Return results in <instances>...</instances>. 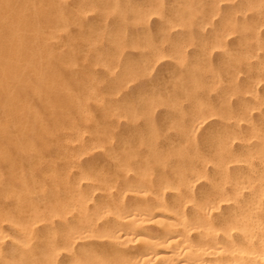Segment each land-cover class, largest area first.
Instances as JSON below:
<instances>
[{
	"label": "rangeland",
	"instance_id": "374dc122",
	"mask_svg": "<svg viewBox=\"0 0 264 264\" xmlns=\"http://www.w3.org/2000/svg\"><path fill=\"white\" fill-rule=\"evenodd\" d=\"M190 1L191 2L193 1L192 4ZM205 1H207V3ZM212 1L211 0H174V1L173 0H50V1L49 0H2L1 1L0 0V38L2 39V44L0 43V48L2 47V49L4 50V51L2 50L4 56L7 54L5 57L9 61L8 62L9 67L14 70H17L19 68L21 69L24 67L30 70L31 69L39 70V71L41 70L40 72H41L42 79L39 84H33L34 86L32 84H18V85L17 84L16 85L7 84L11 89L13 90L16 89L15 91L17 92L18 90L20 93L18 101L13 102V105L11 106L13 111L14 109H17L16 111L18 114L17 113L13 114L7 118H4L3 116L0 117V124L5 125L4 127L5 129L8 127L6 129L8 133V140H9L8 144L10 143L9 146H11L10 152L12 154V157L16 159V163L17 161L19 162V166L18 164L16 166H18V170L20 171L21 179L24 181L27 187L30 188L31 186V189H30L32 191L30 194L31 200L34 198L33 199L34 202L41 203V199L44 201L43 195L47 196L49 194L48 189L50 187V184L48 183L50 182L47 178L48 176L46 173L48 171H52L53 169H56V171L54 170V172L58 173L59 175L63 172L61 174L62 177L63 175H68L70 177L72 175L71 179H73L75 177V174H78L74 172L75 171L77 172L78 169L81 168V166L83 168H86L87 170V168H89V165L90 166L92 165L93 167H90L91 169L90 168L88 169L90 170V173H91V170L93 169L92 172L93 174L95 173V176L97 178L102 177V179H106V180L110 179V182H111L114 175L118 173L117 169L114 170L115 168H117L115 167V164L113 166L114 162L112 161L110 162L107 157L108 155L113 154V156L114 155L118 157L123 156L121 158V162L125 165L130 163V159H132L131 160L132 162L134 161V164H135V161H137L135 164V169L138 168L136 165L139 160L142 162L144 161L146 162V161H149L150 159V162L152 161L151 162L152 164L148 162L149 164L147 163L146 166L141 165L140 169L146 167L148 169L147 174L150 175L151 173H153L152 175L153 177L155 175V177L154 178L152 177V179H155L158 173L157 168L159 169L161 163H163V165H166L170 163V162H167L168 160L176 161L179 157L181 158L183 155L186 156L188 154H191V152L198 150V149L200 150V152L205 151L209 153L212 148L217 146L216 142L218 141V138L219 136H221L222 132L225 131L226 127H227L226 129L227 131L236 130L238 132L239 130L244 129L243 125H241L243 127L237 128L235 125L233 126V124H230V123H231V120H234L233 116H235L234 114L235 111H236V114L239 112V108H240L239 105L243 102L241 100L243 99V97L239 96L241 94L240 92L238 93L239 90L237 91L236 89H239L241 86L245 85L243 83H245V81L247 80L246 77L247 75H249L248 73H250L249 71L251 70V69H248L247 67L254 65L256 60H253V59H256V58L252 54L251 50H248V49L245 50L243 49L242 46H239V43H237L238 40L236 39V37H234L235 36L234 34H226V36H228L227 38H225L226 36L219 38L217 34V30H218L217 27H219V22H220L219 20L224 14L223 12H225L228 8L227 7L223 8L225 6L223 3L214 4L216 5L214 8L215 10L211 12V7L214 6ZM32 7H33V10H32ZM23 8H25L24 11H23ZM220 8H222L223 10H220ZM19 10L22 11V13H20ZM201 10L204 12H202ZM219 11L221 12L219 13ZM55 13H58V15H56ZM196 13L197 14L199 13L200 15H197ZM219 14L220 16L217 17V15ZM36 16L38 18L40 16V18L38 19ZM50 17L52 19H50ZM194 17L195 19L196 17L198 18L195 20ZM204 17H205V20H204ZM36 19H38L39 23L41 24L35 22L34 20ZM53 19H56L55 23ZM214 19H216V21ZM24 20L26 21L24 22ZM42 20L46 22H44L43 24ZM211 20L214 22H212ZM38 25H41V26H38ZM47 25H49V27ZM207 25L211 27H208ZM43 28L46 31L43 30L42 32L41 29ZM49 31H51L53 34ZM231 35H232V39H231ZM37 39L39 40V42H36L38 41ZM49 40L51 42H49ZM225 41L226 43H224ZM20 47L21 49L22 48L23 49L21 50ZM26 48L27 49L29 48V50H27ZM218 49H220V51L222 50L221 52L223 53V55ZM240 50H242L241 51L242 54ZM21 51H22V54H21ZM235 51H237V53ZM30 53H33V54H30ZM234 53H236V55ZM45 54L46 56H44ZM219 54H220V57L221 56L223 57L220 58ZM33 56H36V57H33ZM243 56H245V58H243ZM30 57L31 58L33 57V60H31ZM47 57L51 59L48 60ZM250 59H252V61ZM37 60L39 61L41 60V61L39 62ZM51 60L53 61V64L55 63V65L58 66V68L59 67L62 68V73L61 71L58 72L59 71L58 68L55 69V65L51 64L52 62ZM236 60L238 61V63H237V66L234 67L236 63V62L234 63V61ZM246 60L248 63L245 62ZM241 63L242 64L244 63V64L241 66L239 65ZM220 64L221 65L223 64V66L221 67ZM244 65L246 66L247 70L245 69ZM45 66H47V68ZM220 67L222 68L223 72L221 71ZM53 69L55 72L53 71ZM234 69H235V72H234ZM225 71H226V75H225L226 77L224 79L223 77H224ZM43 73H44L43 75L44 77L42 76ZM60 74L64 75L68 80L64 79V76H61ZM86 75L91 81L93 80L92 81L94 82L93 84H91L92 82L90 80L89 81L87 80ZM240 75H242L241 78H240ZM63 80L64 81L66 80V81L63 82ZM237 80L239 81V83H237ZM240 80H242V82ZM69 81L73 82L74 84L73 83L70 84ZM235 81H236V84H234ZM262 81L264 80H260L259 81L260 83L258 82L253 85L254 87L256 86V91L258 90V88H260L259 90L261 91L258 90L257 93L259 92L258 95L264 97V93H262V91H264L262 90L264 89L262 88L264 87V84H262ZM89 82L91 83L87 84ZM222 84L225 88L222 86ZM239 84H240V87H238ZM56 85L57 86L59 85L61 87L60 88L56 87ZM26 86L28 87V89ZM54 86H55V89L57 90L52 88ZM48 87L51 89V91L47 89ZM24 88H25V91L27 90L28 92H25ZM218 88H220L221 90ZM58 90L60 91L58 92ZM218 90L222 92L217 93ZM225 90L226 92L223 93V91ZM30 91L31 93H29ZM66 91H68L67 92L68 94L65 93L66 94L65 95L64 92ZM94 91L96 92V94ZM230 91L231 93H229ZM27 93L29 94V97ZM33 93H36L37 95V98H34V101H35L34 103L31 102L33 101V98L31 99V96L33 95ZM40 93L42 95H40ZM45 93H47V95ZM25 95L26 97L24 98L23 96ZM44 95H46L47 97L46 96L44 97ZM60 96L62 97L59 98ZM237 96L239 99L237 98ZM27 97L28 99H26ZM215 98L217 99L215 100ZM236 99L240 101V102L237 101L239 104L236 102ZM61 100H63L62 103L60 102ZM228 101L229 103H227ZM232 101L234 102L235 106H232V103H233ZM202 103L205 106H202L203 105ZM33 105L36 107L34 108ZM44 105L45 107H42ZM57 105L59 106L57 107ZM115 106H117V108ZM193 106L196 111H194ZM63 109H64V112H63ZM203 109L204 111L205 110L207 111L204 112ZM114 111H116V113ZM191 111H194V112H191ZM200 111L201 113H199ZM231 111H234V113L233 112L231 113ZM30 112H32L31 115H30ZM43 112L46 114H44ZM54 112L56 116L54 115ZM58 112L59 114H57ZM197 113H198V116L197 117L196 115L194 116V114H197ZM256 113H257V110H253L251 112L252 115L253 114L255 115V116L254 115L252 116L253 118L252 120L254 122H256V120L258 121L257 119L258 117ZM61 115H64V116H61ZM191 115H193V117ZM57 116L59 118L62 117L60 118L61 120ZM64 117L67 119L64 120ZM215 117H217V119ZM202 118L203 119L207 118L208 120H204V121L201 120L199 122L196 121ZM47 119L49 120V122H47ZM218 119L219 120L221 119L222 121L221 120L218 121ZM62 120L65 121L66 124ZM216 120L219 123H215L217 122ZM70 121L72 122L73 126L71 125ZM202 121L204 122L205 125L204 124L202 125L200 123ZM226 121H228V123L230 122L229 124L231 126L225 125ZM93 124H94V127H93ZM82 126L85 128H83ZM75 127L78 130H76ZM80 127L82 128L80 129ZM199 129L201 130V132H203V134L199 133L200 131ZM216 129H219V130H216ZM94 130L95 132L96 130H98L96 134ZM191 130L194 132L196 136L193 134ZM59 131L60 133H58ZM91 131L93 135L91 134ZM71 132L74 135V136L72 135L73 139L69 135V133ZM240 132H244V131H239L238 133ZM189 133H191L193 136ZM60 134L62 136H60ZM86 134H88V136H86ZM199 134L205 137H202L201 139L199 138L201 137ZM32 135L33 137H31ZM101 135L103 138H101ZM104 136L106 138H104ZM114 136H116L117 138L115 137L116 138L115 139ZM56 137H60V138H56ZM91 137L92 138L96 137V138L91 139ZM195 137H196V140H194ZM1 138L2 136L0 133V139ZM97 138H98V141H97ZM113 138L116 141H114ZM203 138L204 139L206 138L204 140L205 141L204 144L206 143L205 144L206 146L202 144ZM55 139H57L59 143L57 142V140L55 141ZM110 139H113V140H110ZM118 139L119 141H117ZM142 139H144V141H142ZM36 140L37 142H40V143H37ZM33 141L35 142V144L33 143ZM69 141L71 142V144L69 143ZM113 141L115 143V145L113 146L114 149L115 147L116 148L118 147L117 151L116 149L115 150L112 149L113 147L110 149V145L112 146L114 144ZM130 141L131 142L134 141V142L131 143ZM16 142H18L17 144H19L21 148L32 147V148H35L37 154L40 155L42 153L40 155L41 158L39 157L38 164L37 162L33 164L34 163L33 159H34L35 154L31 152L30 153L26 152L27 156L26 154L22 157L19 156L21 155L20 154L21 152L18 153V152H15L14 149H12V147L15 146ZM195 142H197L198 145H196ZM232 142L233 143L236 142V143L233 144ZM66 143L67 145H65ZM172 143L173 144L175 143V144L173 145ZM188 143L190 144L187 145ZM238 143H239L238 140L234 139L233 141L231 140L229 142V146L231 147L232 145L233 147L235 145L233 148L237 149ZM59 144L60 146H58ZM69 144L72 146L71 148ZM72 144H74V146ZM75 144L77 145L79 144L80 146L79 145L78 146L80 147V149L77 145L76 147ZM84 144L86 145L89 144V145L86 146ZM199 144L201 145V149L203 150L200 149ZM209 144H212V145H209ZM53 145H55L54 148H53ZM175 145L176 147H174ZM141 146H142V150H139L141 149L140 148ZM143 146L146 148H144ZM73 147H75L76 149ZM68 148H70L71 151H69L70 149ZM105 148L106 149L108 148L109 151L111 150L113 151L109 152L108 149L106 150ZM62 149H65V151H68V152H64V150ZM97 149H98V152L96 153ZM163 149L164 150L166 149L165 150L166 152ZM75 150H77L76 153L74 152ZM102 150L103 151L106 150L107 152L106 151L103 152ZM158 150L160 152L159 154H158ZM49 151L52 154H54L53 157L51 156L52 154H50ZM72 151L74 153H72ZM140 151L141 153H143V155H141ZM118 152L120 153V155ZM124 152H126V155ZM105 153H107V155ZM91 154H93V157L95 156L94 157L95 159L91 156ZM147 154L148 156H145ZM139 155L140 157H138ZM173 155H175L177 158L174 156V159H171V158L169 159L168 156L173 157ZM49 156H51V158ZM83 156L84 157L86 156V157L84 158ZM136 156H137V159L133 160ZM20 157L21 158L25 157V158L22 161ZM87 157H89V159L92 158L94 162L91 159L89 160ZM153 157L155 158L153 159ZM61 158L63 161L61 160ZM69 158H71L73 161L75 159V162H72L71 159L69 160ZM83 158L84 159L87 158V161H91V162H87L88 163L87 167L86 165L81 164V163L87 164L85 162H82V160H84ZM97 158L100 161V163L102 162L103 163L100 164L99 161L96 160ZM101 158L102 160L105 159V161L104 160L102 161ZM126 158L128 160H126ZM146 158H148V160H145ZM51 159L53 162L51 161ZM55 159L57 161L60 160L61 163L57 162ZM41 160H43V162L45 163H43ZM67 160H69L70 162ZM76 160L78 161L77 164H76ZM106 160L109 161V164H108V161ZM95 161H97L98 163ZM62 162L63 164L65 162L66 167H64L65 165L63 166ZM67 162L69 163V165L66 164ZM132 162L130 164L131 168L134 166ZM96 163H97V166H95ZM78 164H79V167H78ZM55 165H58V166L54 168ZM149 165H151V167H148ZM25 166H26L27 172H25L26 171ZM3 167L0 166V169H1L0 171L5 172L8 170L11 171L15 166L12 165V167L10 168L4 167V169ZM150 168H152L153 170L152 169L150 170ZM37 170H39V172L38 174L35 172L36 173L35 174L33 171H37ZM40 172H42L41 176H40ZM28 173L30 174V178H28L29 176ZM71 173H74V175ZM87 173L90 174L89 171ZM70 177L68 178L70 179ZM45 180L47 181L45 182ZM197 185L199 186V184ZM37 186L40 187V189H36ZM43 186L44 187L47 186L48 189L45 187L47 189V192H45L46 189ZM198 186H196V188ZM34 195L36 196V198ZM37 199H40V200H37ZM9 201H7V199L0 200V204L2 205L4 204L3 206L0 205V208L9 210L10 209L9 207H11L10 209L11 211L13 209V202L11 200ZM5 229L6 231L12 233L11 229H9L8 227ZM5 247L7 248L8 244H5V246L3 245V248Z\"/></svg>",
	"mask_w": 264,
	"mask_h": 264
},
{
	"label": "bare ground",
	"instance_id": "6f19581e",
	"mask_svg": "<svg viewBox=\"0 0 264 264\" xmlns=\"http://www.w3.org/2000/svg\"><path fill=\"white\" fill-rule=\"evenodd\" d=\"M192 2H191V4H192ZM205 2L207 3V1H205ZM212 2H213V5L223 3L225 5L223 8H225V7L228 8L225 12H223L224 14L222 13L223 15H222L221 19L219 20L220 21L219 27H217L218 28L217 34H218L219 38L226 36V34H234L235 36L234 35L233 36L236 37V39L238 40L237 43H239V46H242L243 49H245V50L246 49L251 50L252 54L256 58V59H253V60H256L254 65L249 66L250 65L249 64L248 65L249 67H247L248 69H251L252 71L251 70L249 71L250 73H248L249 75H247L248 78L246 77L247 80L245 81V83H243L245 85L240 87V84H241L240 83L238 86L240 88L236 89L237 91L239 90L238 93L240 92V94H241V95H239V94L238 95L240 97L241 96L243 97V99L240 98L243 102L239 105L240 108H239V112L237 114H236V111H235V113H234V111H231V113L233 112L235 114V116H233L234 120H231V123L229 122L230 124H233V126L235 125L237 128L244 126V129L242 128L243 130H239V131H244V132L238 133L239 131L237 132L236 130H234L236 132L231 131V130L227 131L226 130L227 127H226L225 131H227V132H225V131L222 132L221 136H219L218 141L216 142L217 146L212 148V149L210 148L211 150L209 153H207L205 151L200 152V150L198 149L199 151L195 150V151L191 152V154L187 153L188 155H186V156L183 155L181 158L179 157L176 161H169L167 159L168 160L167 162H170V163H168L169 165L168 164L163 165V163H161L159 169L157 168L158 173H157V176L155 179H152L153 173H151V171H150V173H151L150 175L147 174L148 169L146 167H144L145 169L142 168L143 170L140 169L141 165L146 166L147 163L150 162V159H149V161H146V162L145 161L142 162L139 160L138 161L139 164L137 163V165H136L138 168L135 169V164L137 161H135V164H134V161L132 162L131 161L132 159H130V163L127 162L128 164L125 165L121 162V158L123 156L118 157L116 155L113 156V154L108 155L107 157H108V160L110 162L111 161L114 162L113 166L115 164V167H117L114 170L117 169L118 173L116 175H114L113 178L110 177V178H112L111 182H110L109 178H108L109 180L102 179V177L97 178L95 176V173L93 174V172H92L93 169L91 170V173H92L91 174L90 170H88V169L90 167H93L92 165L91 166L89 165V168H87V170H86V168H83L81 166V168H79L77 172L76 171L74 172V173H78V174H75V177L73 179H71L72 175H71V177L68 175H63V177H62V175H61L63 173L62 171H60L62 173L59 175L58 173L54 172V170L56 171V169H53L52 171L47 170L48 172L46 174H47V176H48L47 178L50 182V183H48V184H50V187H49V189L47 188L48 185L45 187L48 189L49 194L47 195L48 196L47 197L46 195H43V193H42V195L44 196V198H43L44 201L41 199V203H37V202H34V200H33L34 198L31 200V195H30L32 192L30 190L31 186H30V188L27 187V185L21 179L20 171L18 170L19 162L17 161V163H16V159L12 157V154L10 152L11 146H9L10 143L8 144L9 140H8V133L6 130L8 127L5 129L4 128L5 125L0 124V133L2 136V138L0 139V166H2V167L4 166L6 168H10V167H12V165L15 166L11 171H9V170L5 171V172L0 171V200L7 199V201L11 200L13 202V209L11 211H10L11 207H9L10 208L9 210H5V209L0 208V264H264V97L258 95L259 92L257 93V91L260 88H258V90L256 91V86L254 87V85H253V84L258 83L260 80H264V0H213ZM43 3H44V1H43ZM215 6L216 5L212 6L213 8L211 7V12L213 10H215L214 9ZM218 7H219V5H218ZM4 8H6V7H4ZM24 9L25 8H23V11H24ZM20 10H21V8H20ZM32 10H33V7H32ZM220 10H223V9L220 8ZM202 12H204V11H202ZM216 12H217V10H216ZM220 12L221 11H219V13ZM20 13H22V11H20ZM35 14H36V12H35ZM55 14L58 15V13H55ZM197 15H200V14L198 13ZM218 16H220V14L217 15V17ZM205 17H204V20H205ZM39 18H40V16H39ZM55 18H56V16H55ZM197 18L198 17H196V19ZM24 19H25V17H24ZM30 19H31V17H30ZM38 19H36L34 21L39 23ZM50 19H52V18L50 17ZM194 19H195V17H194ZM55 20L56 19H53L54 23L56 22ZM214 20L216 21V19H214ZM25 21L26 20H24V22ZM44 22H46V21H43V24H44ZM212 22H214V21H212ZM20 24H22V23H20ZM39 24H41V23H39ZM46 24H48V23H46ZM34 26H35V24H34ZM38 26H41V25H38ZM47 26L49 27V25H47ZM42 27H43V25H42ZM208 27H211V26H208ZM41 30L43 32L44 28ZM41 30H39V31H41ZM212 30H213V28H212ZM44 31H46V30H44ZM51 31H49V32H51ZM227 37L228 36H226L225 38H227ZM44 38H46V37H44ZM231 39H232V35H231ZM24 42H26V41H24ZM36 42H39V40ZM49 42H51V41L49 40ZM211 42H212V40H211ZM0 43L2 44L1 38H0ZM224 43H226V41ZM48 44H50V43H48ZM227 44H228V42H227ZM20 49H21V47H20ZM215 49H216V47H215ZM2 50L3 49L1 47L0 48V117L3 116L4 118H7V117L17 113V111H16L17 109H14V111H13L11 106L13 105V102L18 101L19 94H20L18 90L16 92L15 91L16 89L15 90L11 89L7 84H12V85L13 84H15V85L16 84L17 85L18 84H32V85L33 84H39L41 82L42 77H41V72H40L41 70L40 71L39 70H33V69L30 70V69H27L25 67L21 68V69L19 68L17 70L10 68L9 63H8L9 61L5 57L7 54L4 56V54H3L4 50L3 51ZM27 50H29V48ZM218 50L220 51V49H218ZM237 51H235V52L237 53ZM241 51L242 50H240V52ZM9 52H10V50H9ZM33 53H30V54H33ZM236 53H234V54L236 55ZM21 54H22V51H21ZM241 54H242V52H241ZM222 55H223V53H222ZM44 56H46V54ZM33 57H36V56H33ZM33 57L32 58L30 57L31 60H33ZM219 57H220V54H219ZM221 57H223V56H221ZM38 58H39V56H38ZM243 58H245V56H243ZM47 59L50 60L51 58L49 59L47 57ZM226 59H225V61H226ZM228 59H229V57H228ZM52 60H53V58H52ZM250 60L252 61V59H250ZM13 61H14V59H13ZM37 61H39V60H37ZM245 62H247V60ZM227 63H229V62H227ZM234 63H235L234 67H236L238 61L236 60V61H234ZM42 64H41V66H42ZM51 64H53V61L51 62ZM223 64L222 65L220 64V66L222 67ZM243 64L241 63L239 65L242 66ZM53 65H55V63ZM230 65H228V66H230ZM56 66L57 65H55V69L58 68V66L57 67ZM45 67L47 68V66H45ZM221 67H220V69L222 71ZM243 67H241V68H243ZM247 68L245 66L246 70H247ZM58 69H59L58 72L61 71V73H62V68L59 67ZM231 69H233V68H231ZM238 69H239V67H238ZM53 71H54V69H53ZM227 71H229V70H227ZM234 72H235V69H234ZM43 75H44V73L42 74V76ZM60 75L64 76L62 74H60ZM225 75H226V71L224 73V77H223L224 79L226 77ZM241 76L242 75H240V78H241ZM86 77H87V75H86ZM69 78H70V76H69ZM230 78H232V77H230ZM64 79L68 80L65 76H64ZM56 80H55V82H56ZM87 80L89 81L90 79L87 77ZM65 81L63 80V82H65ZM70 81H69L70 84L73 83ZM94 81H95V79H94ZM240 81L242 82V80H240ZM91 82H89L87 84H90ZM69 83H67V84H69ZM93 83L94 82H92L91 84H93ZM237 83H239L238 80H237ZM56 84H58V83H56ZM234 84H236V81L234 82ZM262 84H264V81H262ZM226 85H227V83H226ZM19 86H21V85H19ZM222 86H223V84H222ZM56 87L60 88L61 86L56 85ZM207 87H208V85H207ZM207 87H206V89H207ZM25 88H24V91H25ZM52 88L55 89V86ZM216 88H217V86H216ZM262 88H264V87H262ZM22 89H20V90H22ZM27 89H28V87H27ZM47 89H49L51 91V89L49 87ZM218 89H220V88H218ZM55 90H57V89H55ZM220 90H218L217 93L220 92ZM226 90L223 91V93L226 92ZM230 90H232V89H230ZM236 90H235V92H236ZM262 90H264V89H262ZM52 91H54V90H52ZM59 91L60 90H58V92ZM62 91H64V90H62ZM259 91H261V90H259ZM25 92H28V91L26 90ZM67 92L68 91L64 92V94L65 93L68 94ZM29 93H31V91ZM47 93H45V94L47 95ZM229 93H231V91ZM262 93H264V91H262ZM52 94H53V92H52ZM95 94H96V92H95ZM40 95H42V94L40 93ZM46 95H44V97ZM23 97L25 98L26 95ZM28 97H29V94H28ZM28 97L26 99H28ZM61 97L62 96H60L59 98H61ZM71 97H72V95H71ZM218 97H220V96H218ZM32 98H33V101H31V102L34 103L35 102L34 98H37L36 93H33V95L31 96V99ZM52 98H53V96H52ZM227 98H228V96H227ZM237 98H238V96H237ZM216 99L217 98H215V100ZM238 99H236V102L239 101ZM191 100H192V98H191ZM71 101H72V99H71ZM229 101L227 103H229ZM60 102L62 103L63 100H61ZM234 102L232 103V106H235ZM39 104H40V102H39ZM35 105H36V103H35ZM198 105H200V104H198ZM58 106L59 105H57V107ZM202 106H205V105L203 104ZM206 106H208V105H206ZM35 107L36 106H34V108ZM42 107H45V105ZM115 107L117 108V106H115ZM226 107H228V106H226ZM193 108H194V106H193ZM199 108H201V107H199ZM37 109H38V107H37ZM231 109H233V108H231ZM45 110H46V108H45ZM253 110H257L256 115L258 117L257 118L258 121L256 120V122H254L252 120L253 119L252 116L255 114L254 112H253L254 113L253 115L251 114V112ZM40 111H42V110H40ZM194 111H196L195 108H194ZM194 111H191V112H194ZM201 111L199 113H201ZM203 111H204V109H203ZM205 111H207V110H205ZM222 111H224V110H222ZM55 112H54V115H55ZM63 112H64V109H63ZM114 112L116 113V111H114ZM118 112H119V110H118ZM31 113L32 112H30V115H31ZM52 113H53V111H52ZM60 113H61V111H60ZM44 114H46V113H44ZM44 114H42V115H44ZM57 114H59V112ZM195 115L197 117L198 113L194 114V116ZM61 116H64V115H61ZM191 116L193 117V115H191ZM201 116H202V114H201ZM70 117H71V115H70ZM60 118H62V117H60ZM188 118H187V120H188ZM207 118L206 119L202 118V119L196 120V121L199 122L201 120H203V121L208 120L209 118L208 119ZM215 118L217 119V117H215ZM48 119H50V118H48ZM48 119H47V122H49ZM59 119H58V121H59ZM65 119H67V118L64 117V120ZM187 120H185V121H187ZM189 120H191V119H189ZM220 120L218 119V121H220ZM31 121H32V119H31ZM218 121L215 123H219ZM63 122L65 123V121H63ZM72 122H73V120H72ZM72 122H71V125H72ZM202 122H200V123L203 125L204 122L203 123ZM232 122H234V123H232ZM226 123H225V125H230L228 123V121H226ZM65 124H64V126H65ZM184 125H185V123H184ZM210 125H212V124H210ZM241 125H243V126H241ZM36 126H38V125H36ZM66 126H68V125H66ZM186 126H187V124H186ZM82 127H80V129ZM93 127H94V124H93ZM44 128H46V127H44ZM83 128H85V127H83ZM210 129H212V128H210ZM76 130H78V129L76 128ZM178 130H180V129H178ZM192 130H193V128H192ZM216 130H219V129H216ZM60 131L58 133H60ZM67 131H69V130H67ZM97 131L98 130H96V132ZM195 131H196V129H195ZM64 132H66V131H64ZM94 132H95V130H94ZM96 132H95V134H96ZM71 133H69V135L72 138L73 133L72 134ZM185 133H184V135H185ZM199 133L203 134V132H201V130L199 131ZM91 134H92V131H91ZM178 134H180V133H178ZM189 134H191V133H189ZM193 134H194V132H193ZM28 135H30V134H28ZM33 135L31 137H33ZM65 135H66V133H65ZM102 135H103V133H102ZM102 135H101V138H103ZM181 135H182V133H181ZM49 136H51V135H49ZM54 136H56V135H54ZM57 136H58V134H57ZM60 136H62V135L60 134ZM76 136H78V135H76ZM86 136H88V134H86ZM94 136H96V135H94ZM65 137H67V136H65ZM115 137L116 136H114V138ZM202 137H205V136L202 135L199 138L202 139ZM56 138H60V137H56ZM93 138L95 139L96 137H93ZM93 138L91 137V139H93ZM98 138H97V141H98ZM104 138H106V137L104 136ZM107 138H108V136H107ZM142 138H143V136H142ZM113 139H110V140H113ZM115 139H114V141H116ZM205 139L203 138V142L201 141L202 144H204ZM208 139H209V137H208ZM234 139L238 140V142H239L237 144V149L233 148L235 145L233 147H232V145H231V147L229 146V142L231 140L233 141ZM44 140H46V139H44ZM56 140L57 139H55V141ZM194 140H196V137L194 138ZM114 141H113V143H114ZM117 141H119V139ZM120 141H122V140H120ZM134 141H132V142H134ZM142 141H144V139H142ZM36 142H37V140H36ZM57 142H58V140H57ZM77 142H78V140H77ZM236 142H234V143H236ZM17 143L18 142L15 143V146L12 147V149H14V151L18 152V153L21 152L20 153L21 155H19L21 157L24 156L26 154V152L27 153L31 152V153L35 154L34 159H33L34 160L33 164H35V162H37V164H38L39 157L41 158L40 155L42 153L40 155L37 154L35 148H32V147L21 148V146ZM33 143L35 144L34 141H33ZM37 143H40V142H37ZM69 143L71 144L70 141H69ZM178 143H179V141H178ZM60 144L58 146H60ZM70 144H69V146L71 148L72 146ZM97 144H98V142H97ZM189 144L190 143H188L187 145H189ZM195 144L198 145L197 142H195ZM65 145H67V143ZM72 145L74 146V144H72ZM76 145L77 144H75V146ZM84 145H86V144H84ZM88 145H86V146H88ZM108 145H109V143H108ZM114 145H115V143L112 146L110 145V149ZM141 145H143V144H141ZM209 145H212V144H209ZM54 146L55 145H53V148H54ZM56 146H57V144H56ZM169 146H171V145H169ZM199 146L201 149L200 144H199ZM63 147H64V145H63ZM107 147H109V146H107ZM174 147H176V145ZM189 147H188V149H189ZM70 148H68V149H70ZM73 148H75V147H73ZM117 148L115 147L116 151H117ZM140 148L141 149H139V150H142V146ZM144 148H146V147H144ZM68 149H66V150H68ZM79 149H80V147H79ZM112 149H114V147ZM62 150H64V152H68V151H65V149H62ZM93 150H91V151H93ZM106 150H104V151L102 150V151L105 152ZM201 150H203V149H201ZM69 151H71V149ZM76 151L77 150H75L74 152L76 153ZM108 151H109V149H108ZM111 151H113V150H111ZM111 151H109V152H111ZM146 151H148V150H146ZM169 151H170V149H169ZM51 152H52V150H51ZM51 152H50V154H52ZM74 152L72 151V153H74ZM97 152H98V149H97L96 153ZM44 153H45V151H44ZM124 153L126 155V152H124ZM140 153H141V151H140ZM159 153L160 152L158 150V154ZM105 154L107 155V153H105ZM44 155H46V154H44ZM53 155L54 154H52L51 156L53 157ZM119 155H120V153H119ZM141 155H143V153H141ZM26 156H27V154H26ZM51 156H49V157L51 158ZM91 156L93 157V154H91ZM145 156H148V154ZM149 156H151V155H149ZM174 156L175 155H173V157H170V156H168V157H169V159L170 158L174 159ZM21 157H20V159H22V161H23V159L25 157L24 158H21ZM138 157H140V155ZM43 158H45V157H43ZM87 158L89 159V157H87ZM87 158L82 160V162H85V163L91 162V161H87ZM154 158L155 157H153V159ZM26 159H27V157H26ZM52 159H51V161H52ZM70 159L71 158H69V160ZM90 159L93 160L92 158H90ZM136 159H137V156L133 160H136ZM55 160H54V162H55ZM61 160H62V158H61ZM69 160H67V161H69ZM96 160H98V158ZM101 160H102V158H101ZM103 160L105 161V159H103ZM108 160H106V161H108ZM126 160H128V159L126 158ZM145 160H148V158H146ZM41 161L43 162V160H41ZM71 161L75 162V159H74V161L71 159ZM109 161H108V164H109ZM122 161H123V159H122ZM124 161H125V159H124ZM47 162H48V160H47ZM57 162L61 163L60 160ZM77 162L78 161L76 160V164H77ZM93 162H94V160H93ZM95 162H97V161H95ZM131 162L134 165L133 167H134L135 171H134L133 167L131 168V165H130ZM43 163H45V162H43ZM97 163H96V165L95 164L94 165L97 166ZM99 163H100V161H99ZM102 163H100V164H102ZM17 164H18V166H16ZM62 164H63V162H62ZM66 164L69 165L68 162ZM81 164L86 165V167L88 165V163L87 164L81 163ZM110 164H112V163H110ZM64 165H65V162H64L63 166ZM128 165H130V166H128ZM41 166H39V167H41ZM46 166H47V164H46ZM49 166H50V164H49ZM56 166H58V165H55L54 168ZM4 167H3V169H4ZM43 167H45V166H43ZM60 167H62V166H60ZM64 167H66V165ZM78 167H79V164H78ZM107 167H108V165H107ZM109 167H110V165H109ZM148 167H151V165H149ZM94 169H95V167H94ZM151 169L152 168H150V170ZM25 170H26V166H25ZM58 170H57V172H58ZM72 170H74V169H72ZM102 170H103V168H102ZM88 171L90 174L87 173ZM25 172H27V170ZM33 172L34 173L36 172L38 174L39 170L33 171ZM74 173H71V174L74 175ZM41 174H42V172H40V176H41ZM25 175H27V174H25ZM31 177H32V175H31ZM68 177H70V179ZM154 177H155V175H154ZM28 178H30V174H29ZM46 181L47 180H45V182ZM25 182H26V180H25ZM30 182H31V180H30ZM197 184H199V186ZM196 186H198V187L196 188ZM36 189H40V187L37 186ZM47 189H46V191L45 190L44 191L47 192ZM45 192H44V194H45ZM35 198H36V196H35ZM37 200H40V199H37ZM0 205H2V204H0ZM7 227L9 229H11L12 233L6 231L5 228H7ZM5 244H8L7 248L6 247L3 248V245L5 246Z\"/></svg>",
	"mask_w": 264,
	"mask_h": 264
}]
</instances>
